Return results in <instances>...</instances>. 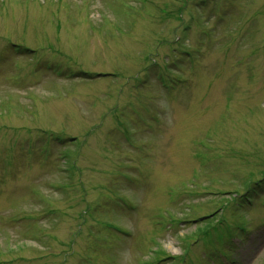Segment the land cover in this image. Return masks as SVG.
I'll list each match as a JSON object with an SVG mask.
<instances>
[{"label": "rangeland", "instance_id": "obj_1", "mask_svg": "<svg viewBox=\"0 0 264 264\" xmlns=\"http://www.w3.org/2000/svg\"><path fill=\"white\" fill-rule=\"evenodd\" d=\"M5 38L0 264H264V0H0Z\"/></svg>", "mask_w": 264, "mask_h": 264}]
</instances>
